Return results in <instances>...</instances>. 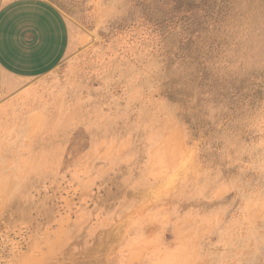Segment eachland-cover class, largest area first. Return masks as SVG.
I'll return each mask as SVG.
<instances>
[{"label":"rangeland","instance_id":"obj_1","mask_svg":"<svg viewBox=\"0 0 264 264\" xmlns=\"http://www.w3.org/2000/svg\"><path fill=\"white\" fill-rule=\"evenodd\" d=\"M49 1L75 54L0 124V264H264V0Z\"/></svg>","mask_w":264,"mask_h":264},{"label":"crops","instance_id":"obj_2","mask_svg":"<svg viewBox=\"0 0 264 264\" xmlns=\"http://www.w3.org/2000/svg\"><path fill=\"white\" fill-rule=\"evenodd\" d=\"M74 54L68 20L54 3L0 0V124L32 102L41 107L50 74Z\"/></svg>","mask_w":264,"mask_h":264}]
</instances>
